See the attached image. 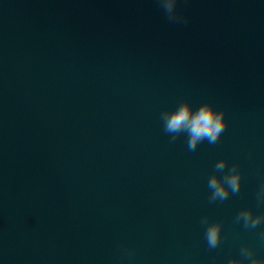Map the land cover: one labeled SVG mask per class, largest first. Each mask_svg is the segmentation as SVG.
I'll use <instances>...</instances> for the list:
<instances>
[{
  "label": "water",
  "instance_id": "obj_1",
  "mask_svg": "<svg viewBox=\"0 0 264 264\" xmlns=\"http://www.w3.org/2000/svg\"><path fill=\"white\" fill-rule=\"evenodd\" d=\"M178 7L186 24L157 0H0V264L264 259V220L236 219L264 214V0ZM209 101L219 140L172 142L163 113ZM234 164L240 190L211 201Z\"/></svg>",
  "mask_w": 264,
  "mask_h": 264
},
{
  "label": "clouds",
  "instance_id": "obj_2",
  "mask_svg": "<svg viewBox=\"0 0 264 264\" xmlns=\"http://www.w3.org/2000/svg\"><path fill=\"white\" fill-rule=\"evenodd\" d=\"M159 6L163 9L168 21L170 23H187L186 17L180 11L178 5L180 0H157ZM226 110H218L215 104L211 101L205 102L195 113H193L191 103H183L178 110H167L163 113L162 119L164 121V130L166 133L175 134L172 136V142L182 132L188 134V148L195 150V148L204 140L209 143H215L228 126V120L225 119ZM227 161L221 160L216 164V170L222 171L226 166ZM238 165L234 164L230 171L223 177L213 175L208 187L212 190L210 197L211 201L217 199L223 201L229 196V193H236L242 186L241 171H237ZM264 191V189H262ZM237 221L243 220L246 227L255 228L264 220V214L257 215L253 219V209L248 208L242 210L237 216ZM205 223L207 219L205 218ZM222 222L218 221L208 226L205 232V238L209 248L217 247L222 239ZM245 259L254 257V250L245 247L241 252ZM232 264H241L233 258ZM250 264H264V259L254 257L250 260Z\"/></svg>",
  "mask_w": 264,
  "mask_h": 264
}]
</instances>
